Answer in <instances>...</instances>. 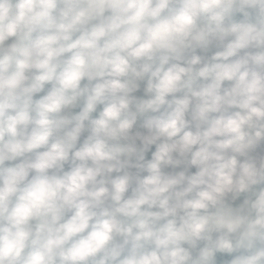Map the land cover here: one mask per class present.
I'll list each match as a JSON object with an SVG mask.
<instances>
[{
	"label": "clouds",
	"instance_id": "1",
	"mask_svg": "<svg viewBox=\"0 0 264 264\" xmlns=\"http://www.w3.org/2000/svg\"><path fill=\"white\" fill-rule=\"evenodd\" d=\"M0 264H264V0H0Z\"/></svg>",
	"mask_w": 264,
	"mask_h": 264
}]
</instances>
